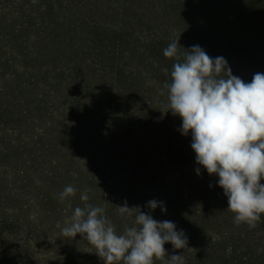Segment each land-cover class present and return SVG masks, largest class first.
I'll return each instance as SVG.
<instances>
[{
  "label": "rangeland",
  "instance_id": "1",
  "mask_svg": "<svg viewBox=\"0 0 264 264\" xmlns=\"http://www.w3.org/2000/svg\"><path fill=\"white\" fill-rule=\"evenodd\" d=\"M238 154L260 225L201 230ZM193 232L264 264V0H0V264L199 262Z\"/></svg>",
  "mask_w": 264,
  "mask_h": 264
},
{
  "label": "trees",
  "instance_id": "2",
  "mask_svg": "<svg viewBox=\"0 0 264 264\" xmlns=\"http://www.w3.org/2000/svg\"><path fill=\"white\" fill-rule=\"evenodd\" d=\"M228 161V168L223 172V176L234 178L232 182L225 181L222 184H218L217 182H202L196 181L194 184L195 187H191L187 190V195L184 197L185 201L183 207H181L184 211H193L194 212V220H198L201 230H209L207 226L211 223H215V226L222 227L228 225L233 228V226H250V228H254L257 225H260L259 222H256L251 217V213L254 212L251 209V204L253 203V199L248 198L250 189L246 188L243 183L237 182V177H243L242 168L245 164L252 163L253 158L249 156H243L242 154H238L232 158H225ZM110 193H106L105 195H109ZM245 198L251 200V204H245ZM191 199V201H189ZM212 208V209H211ZM177 210V208H176ZM215 212H218V215L223 219V223L216 219ZM249 213H242V212ZM232 212H239L242 218V221L236 220L232 218ZM258 214H261L258 211ZM181 216V215H180ZM179 220L182 221V218ZM112 220H109L111 222ZM214 229V228H213ZM211 229V230H213ZM195 236L193 237L199 243V249L203 250V253L199 262H196L195 259L193 261L190 260H182L176 264H209V261L206 260L208 258V249L204 247V242L206 241L205 236L201 232H193ZM228 235V232L225 233V236ZM117 238H119L117 236ZM219 241L226 238L224 236L218 237ZM260 240V239H258ZM235 254L239 257L240 260L232 261L233 264H243L242 259H250L248 255L250 254L249 248L246 247L243 250L234 249ZM247 251V252H242ZM213 252V251H212ZM262 253V252H261ZM212 254V253H211ZM210 254V255H211ZM207 255V256H204ZM108 254H105L107 257ZM248 262V261H247ZM213 264V263H211ZM220 264V262H219ZM222 264V263H221Z\"/></svg>",
  "mask_w": 264,
  "mask_h": 264
}]
</instances>
